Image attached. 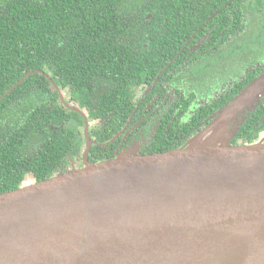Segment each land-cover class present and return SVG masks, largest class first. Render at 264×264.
<instances>
[{
    "label": "water",
    "instance_id": "water-1",
    "mask_svg": "<svg viewBox=\"0 0 264 264\" xmlns=\"http://www.w3.org/2000/svg\"><path fill=\"white\" fill-rule=\"evenodd\" d=\"M263 95L264 71L181 148L0 193V264H264V142L230 144Z\"/></svg>",
    "mask_w": 264,
    "mask_h": 264
},
{
    "label": "trees",
    "instance_id": "trees-1",
    "mask_svg": "<svg viewBox=\"0 0 264 264\" xmlns=\"http://www.w3.org/2000/svg\"><path fill=\"white\" fill-rule=\"evenodd\" d=\"M241 1L0 0V193L53 176L63 168L65 154L73 148L75 132L65 125L70 116L80 125L83 121L76 112L55 105L52 83L70 91L77 89L79 106L87 108L91 119L101 118L109 110L122 114L115 120L117 126L102 120L90 130L97 141H107L126 122L134 106L131 75L150 84L202 22L212 14L217 19L230 8H238ZM219 8L221 11L214 14ZM34 70L43 74L25 77ZM256 77L212 105L197 109L187 124L174 120L163 133L165 122L146 151L183 147ZM102 83L110 89L100 87ZM263 111L258 105L250 113L231 145L256 141L264 129ZM37 146L40 152L34 156L32 151L36 150L28 147ZM106 149L94 145L91 161L110 158ZM30 173L34 178L27 181L25 176Z\"/></svg>",
    "mask_w": 264,
    "mask_h": 264
},
{
    "label": "flooded vegetation",
    "instance_id": "flooded-vegetation-1",
    "mask_svg": "<svg viewBox=\"0 0 264 264\" xmlns=\"http://www.w3.org/2000/svg\"><path fill=\"white\" fill-rule=\"evenodd\" d=\"M219 9L214 14L222 8ZM222 14L217 19H213L212 14L202 22L150 84L142 83L140 77L131 75L130 95L134 106L126 122L107 141H97L90 130L102 120L117 126L115 120H119L122 114L109 110L103 117L91 119L87 108L79 106L77 89L70 91L69 88L52 83L57 95L55 105L65 111L76 112L83 121V125H80L76 117L70 116L71 123L65 125L67 127L74 123L77 127L72 128L75 132L73 148L65 154L63 168L55 174L80 168L84 160L95 163L90 158V150L94 145L106 146V152L111 153L110 158L123 152L157 153L146 150L156 140L165 122L163 133H167L170 122L174 120L187 124L197 109L212 105L235 87L261 74L264 71V0H243L238 8L234 6ZM164 72V80L159 83ZM118 84L122 85V82ZM103 87L106 91L110 89L108 84ZM258 105L264 108V95ZM262 119L264 128V111ZM198 126L200 124L193 129H198ZM256 141L264 142V129ZM28 149L36 150L32 151L34 156L40 152L39 146ZM25 177L27 181L34 178L31 173Z\"/></svg>",
    "mask_w": 264,
    "mask_h": 264
},
{
    "label": "rangeland",
    "instance_id": "rangeland-1",
    "mask_svg": "<svg viewBox=\"0 0 264 264\" xmlns=\"http://www.w3.org/2000/svg\"><path fill=\"white\" fill-rule=\"evenodd\" d=\"M249 112H245L244 114H242L241 116H239L238 117V119H236V121L235 122H237V121H239L240 123H241V125L244 123V121L248 118V116L250 115V114H248ZM240 125V126H241ZM71 128H77V127H75V125H74V123H72L71 125H69ZM240 126H238V127H236V125L234 124V123H231L230 124V128L233 130V128H234V131L236 132L239 128H240ZM133 142H137L136 140H133Z\"/></svg>",
    "mask_w": 264,
    "mask_h": 264
}]
</instances>
